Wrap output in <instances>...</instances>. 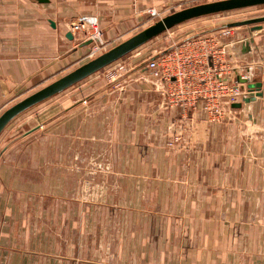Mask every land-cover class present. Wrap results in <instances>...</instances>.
<instances>
[{"label": "crops", "instance_id": "0c3cea01", "mask_svg": "<svg viewBox=\"0 0 264 264\" xmlns=\"http://www.w3.org/2000/svg\"><path fill=\"white\" fill-rule=\"evenodd\" d=\"M199 2L0 0V114L78 67L88 47L67 37L78 17L95 18L116 46L144 28L148 11ZM257 32L248 53L247 41L230 49V79L245 74L264 92V28ZM143 46L116 83L102 77L73 91L90 101L44 113L34 110L40 103L1 133L0 264H264V97L218 123L206 122L199 104L167 107L144 65L156 54ZM84 147L108 163L92 177H105L101 212L98 199L86 208L67 196L82 180ZM8 237L26 248L4 246Z\"/></svg>", "mask_w": 264, "mask_h": 264}, {"label": "built area", "instance_id": "2783aa9c", "mask_svg": "<svg viewBox=\"0 0 264 264\" xmlns=\"http://www.w3.org/2000/svg\"><path fill=\"white\" fill-rule=\"evenodd\" d=\"M232 29H222L216 35L203 34L186 38L180 45L171 47L169 52L156 55V59H147L146 68L164 86V102L167 107L187 110L199 104L205 121L209 123H218L232 117L231 105L241 102L247 91L230 79V73L233 71L234 74L236 70L228 66L227 59L233 46L248 41L257 33L254 31L250 38L228 42L226 40L231 36ZM69 31L75 47L88 43L85 56L89 60L104 53L109 45L104 41L103 33L93 17H78L70 24ZM239 76L249 80L245 74Z\"/></svg>", "mask_w": 264, "mask_h": 264}, {"label": "rangeland", "instance_id": "374dc122", "mask_svg": "<svg viewBox=\"0 0 264 264\" xmlns=\"http://www.w3.org/2000/svg\"><path fill=\"white\" fill-rule=\"evenodd\" d=\"M207 2L208 1L199 2V3L192 4V5H187V6L181 5V6H177L176 8H173V9L164 10V11H161L158 13L155 12L153 14H150L149 13L150 11H148V14H147L148 19H147V22L145 23L144 28L152 25L153 23L157 22L161 18H163V17H165V16H167V15H169L175 11L181 10L183 8H186V7L194 6L197 4L207 3ZM258 17H264V6L252 7V8L227 12V13H223V14H216V15H212V16L198 18V19L191 20L189 22L183 23L181 25H178V26L172 28L171 30L165 32L164 34H161L157 38H154L153 40H151V42L146 44L147 46L145 45L141 49H144V51H146V53H148V51H149L150 54H147L148 56L153 55V54L160 55V53L164 52L165 50H168V51H166V53L169 52L171 50L170 48L173 47L174 45H177V43L183 42L186 38L193 37L194 35H196L198 33L205 32L206 35H208V34L216 35V33L219 32L220 30H222V27L225 26L226 24L237 22V21L249 20V19L258 18ZM244 28L250 29V26H247V27L244 26ZM244 28L237 27V30H233V29H236V28H233L231 31L233 33H239V31H242V29H244ZM262 28H264V24H262ZM233 33L229 38H227L226 41H228V42L232 41V37L234 39ZM112 47H114V45H108L105 48V51L111 49ZM231 50H232V48H231ZM137 52H134V54ZM85 54L81 57V59L78 63L79 64L78 67L81 66L82 64L86 63L87 61H89V59L86 58ZM128 57L129 56H125L120 61H117V62L107 66L106 68L102 69L99 72V74H97V75L93 74L92 77H88L86 80H83L79 84H76L73 87L69 88V90H65V92H62L61 94L55 95L52 98L46 100V102L45 101L42 102V104L37 106L39 108H35L34 110L41 109L40 110L41 112H43L44 110L48 112L49 110L53 109V107H55V106L61 108L60 104H62V102H64V100L70 101V102H75L76 99L79 98L80 99L79 102L90 101V99H89L90 97H87L88 92L87 93L82 92L83 94L80 95L81 92L79 93V92H73V91L75 89H79L80 87H83V86H84V88H90L92 84L96 85V82L100 81V79H102V77H104V82L109 81V79L112 78L113 79L112 81H115V82H112V84L116 83L120 79V77H121L120 75L124 74L125 71L130 68ZM227 62H228V66L232 67V62L229 61V59H227ZM260 64H264V63L259 62V64H258L259 66L264 68V66H262ZM100 83H101L100 85L104 84L101 81H100ZM84 95H87V96H84ZM34 110H32V111H34ZM28 113L29 112H24V114H22V116H20V117H22L23 119H26V116ZM86 113L89 114V108H88V111H86ZM86 116H89V115H86ZM43 117L44 118L48 117V115L43 116ZM83 117H84V114H83ZM26 128H27L26 126L22 127L20 130L19 129L17 130V128H15L14 130L11 131V133H16V132L20 133V132H22L23 129H26ZM10 142H8L4 146L3 149H5L9 145H11ZM88 150L89 149L87 147H84V151H83L84 154H82V158L81 159L77 158V166H81V169L83 171V174H81L82 180L79 183L78 189L74 190V187H73V189H71L72 190L71 195L68 194L67 196L77 198L79 201H82L83 205H85L86 208H89L90 207L89 205L94 204V201L96 199H98L99 205L97 207H99L98 208L99 212H101L103 207H104V205H102V203L104 202V198L107 195L106 194L107 190L105 188V177H102L103 173L99 174L98 181L92 180V177L97 176V172H95L96 169L98 171H100V170L106 171L108 168V163H103L101 161L103 159L97 158L94 155L91 156L90 153H88ZM67 161H68L69 166L74 167L75 163H74L73 158H70V159L68 158ZM40 207H41V205H40ZM25 212L27 214H29L30 207L26 206ZM30 219L28 218L26 221H24V223H25L24 226H27L28 222H31ZM21 229H24L22 227V224H21ZM20 238L19 237L14 238V241L11 242V239L8 237L6 239L7 243H5L3 245L8 246L10 248H14V247H16V244H18L21 248H26V247H22V246H24V244L22 242H20ZM25 240H26V245H29V243L32 241V239L30 237H27ZM12 244H14V245H12ZM16 248H19V247H16Z\"/></svg>", "mask_w": 264, "mask_h": 264}, {"label": "water", "instance_id": "95a60500", "mask_svg": "<svg viewBox=\"0 0 264 264\" xmlns=\"http://www.w3.org/2000/svg\"><path fill=\"white\" fill-rule=\"evenodd\" d=\"M258 6H264V0H217L175 11L5 109L0 114V135L16 117L30 108L82 82L172 28L198 18ZM262 24H264V17H258L229 23L223 26L222 29L250 26V32H254L260 31L262 29ZM203 34L206 33L201 32L187 39ZM67 37L70 39L72 38L71 34H68ZM252 41L253 39L250 38L245 42L244 47L247 49L242 51L243 54L248 53L249 44L252 43ZM181 43L182 42L177 43V45H180ZM87 44L88 43L84 45ZM166 51L168 50L160 53V55L165 54ZM158 56L153 57L152 59H156ZM146 64L147 62L144 63V65ZM236 82L246 89L247 95L241 100V102L231 105L232 108L240 109L242 104H248L254 102L257 98L264 97V92L261 91L262 83L260 81L251 82L247 78L237 75Z\"/></svg>", "mask_w": 264, "mask_h": 264}]
</instances>
